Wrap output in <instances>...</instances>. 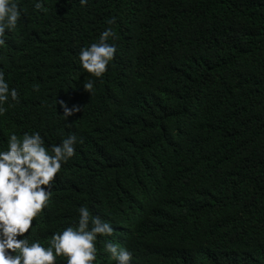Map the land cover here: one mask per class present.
Instances as JSON below:
<instances>
[{"label": "trees", "instance_id": "1", "mask_svg": "<svg viewBox=\"0 0 264 264\" xmlns=\"http://www.w3.org/2000/svg\"><path fill=\"white\" fill-rule=\"evenodd\" d=\"M144 1L152 8L146 42L139 45L151 58L146 66L165 67L149 116L137 125L143 129L138 139L153 141L157 129H183L177 145L160 148L167 198L126 199L123 209L111 211L99 209L87 191L85 200L67 193L70 208L64 213L53 190L55 210L44 220L48 205L33 218L35 231L47 225L53 232L73 222L83 205L107 219H122L145 245L153 244L134 252L131 264H264V0H171L177 12L166 0ZM18 2L22 13L9 32L13 38L7 34L0 48V70L17 90L18 103L9 100L0 115V145L11 132L34 129L43 96L57 79L40 41L46 17L62 10L68 18L64 32L74 38L81 25L92 38L111 26L109 19L126 25L132 0H88L83 6L79 0H42L43 11L34 8V0ZM109 71L111 83L116 69ZM153 84L149 78L146 87ZM188 100L194 113L179 118L175 110ZM87 140L83 133L79 148ZM156 212L169 227L164 246L154 244L159 230L135 215ZM100 264L111 263L102 255Z\"/></svg>", "mask_w": 264, "mask_h": 264}, {"label": "clouds", "instance_id": "2", "mask_svg": "<svg viewBox=\"0 0 264 264\" xmlns=\"http://www.w3.org/2000/svg\"><path fill=\"white\" fill-rule=\"evenodd\" d=\"M166 3L179 11L171 0ZM34 8L43 11L42 0H34ZM151 8L150 1L132 0L126 25L109 19L111 26L92 38L81 25L75 26L74 38L64 32L68 18L62 10L46 17L40 41L56 65L57 79L43 96L34 129L11 132L0 145V264H100L102 255L111 264H131L134 252L153 245L139 240L122 219H107L83 205L73 222L53 232L47 225L38 231L33 226V218L50 205L53 190L64 213L70 208L67 193L85 200L87 191L99 209L115 211L123 209L126 199L167 198L158 167L164 155L160 148L177 145L183 129H157L153 141L138 139L143 129L137 125L149 116L147 106L164 82L165 66H146L151 58L139 45L146 42ZM21 13L18 0H0V48L7 34L13 38ZM112 65L115 78L108 83ZM149 78L154 80L151 88L146 87ZM9 100L18 103V92L0 70V115ZM175 112L189 119L194 108L188 100ZM83 133L88 140L79 148ZM125 167L132 172L125 173ZM50 206L44 220L55 210ZM135 215L139 223L159 230L154 244L167 243L169 227L160 212Z\"/></svg>", "mask_w": 264, "mask_h": 264}]
</instances>
